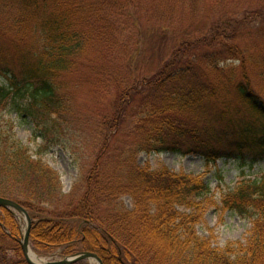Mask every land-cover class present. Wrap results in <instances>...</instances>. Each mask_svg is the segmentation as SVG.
Returning a JSON list of instances; mask_svg holds the SVG:
<instances>
[{
	"label": "trees",
	"instance_id": "obj_1",
	"mask_svg": "<svg viewBox=\"0 0 264 264\" xmlns=\"http://www.w3.org/2000/svg\"><path fill=\"white\" fill-rule=\"evenodd\" d=\"M125 1L130 2L0 0V74L6 81L0 84V196L27 209L32 218L31 247L40 255L65 247L66 255L94 252L103 264H264V175L239 181L222 197L218 206L222 214L232 211L250 217L253 226L246 244L220 249L197 230L207 209L216 205L204 174L143 167L137 159L144 151H174L200 155L207 165L222 158L243 165L264 160V122L255 126L234 119L231 108L235 101L237 114L264 120V97L246 67L236 80L237 68L224 62L222 66L232 70L224 76L222 53L190 54L191 45L180 44L166 68L144 85L136 79L129 85L123 76L110 74L105 82L118 90L117 110L113 119L103 118L98 160L71 194L64 193L61 174L15 137L6 110L33 124L35 139H42L38 154L64 144L69 136L75 142L92 139L79 128L80 120L71 117L77 113L75 97L72 82L67 84L65 77L82 79L85 65H95L89 51L95 32L112 31L117 16L125 19L121 14L128 7ZM90 17L101 22L98 30L85 24ZM200 39L209 46L210 40ZM221 48L229 59L241 56L236 47ZM182 54L194 60L183 62ZM251 57L246 55L247 60ZM198 60L206 61V68L197 66ZM231 94L232 102L222 96ZM128 111L135 122L123 135L131 143L115 147L109 157L111 139L120 141L118 131L128 121ZM83 186L84 193L77 197ZM124 197L131 198L132 207ZM21 225L12 211L0 207V264H29L20 245Z\"/></svg>",
	"mask_w": 264,
	"mask_h": 264
},
{
	"label": "rangeland",
	"instance_id": "obj_2",
	"mask_svg": "<svg viewBox=\"0 0 264 264\" xmlns=\"http://www.w3.org/2000/svg\"><path fill=\"white\" fill-rule=\"evenodd\" d=\"M125 4L128 7L121 12L124 20L117 16L114 18L115 26L112 31L95 32L94 41L90 45L92 48L89 50L91 64L95 63V65L93 67L85 65L88 69L83 73L82 79H73L71 74L65 77L67 84L71 80V91L75 97L74 106L77 113L71 117H74L75 121L80 120L79 128L88 131L92 139L83 141L77 138L75 142L69 136L64 144L52 145L45 152L38 154L42 139H35L33 124L15 113L4 111L5 116L14 125L15 137L29 146L34 156L41 155L46 163L61 174L65 194H71L75 184H79L90 174L103 145L102 138L99 137L100 127H104L103 118L113 119L117 110L114 97L118 90L112 82H105L110 74L123 76L124 83L128 82L129 85L134 79L144 85V80L154 77L157 73H161L164 67L166 68V63L172 58L174 49L179 48L180 44L187 43L191 45L190 54L222 53V60L219 62L226 77L232 73V70L223 67L224 62L237 68L236 80L242 77L241 67H246L244 70L250 76L253 86L264 97V0H130L127 3L125 1ZM217 21L221 23L216 25ZM100 23L98 18L90 17L85 24L96 31ZM216 32L218 37L212 41ZM205 37L211 41H208L209 46L201 42L200 38ZM198 39L200 40L196 42ZM3 43L10 45L9 37L5 36ZM221 46L236 47L237 52L238 49L241 51L240 58L229 59L230 56L224 54L226 52ZM246 55H251V59L247 60ZM181 56L183 62L194 60L189 54ZM204 62L198 60L196 65L206 68ZM219 78L221 80V77ZM4 82H6L5 77L0 74V84ZM139 96L140 94L136 95L134 99ZM222 96L230 102L234 101L232 94ZM231 108L234 119L241 118L255 126H258L260 121L264 122L242 112L237 114L238 104L235 101L231 104ZM135 109L132 107L131 111L134 112ZM128 113L130 115L128 121L118 131L120 141H117L116 137L111 139L112 148L108 153L109 157L115 147L131 143V139L123 135L131 130L135 122L132 118L133 114L130 111ZM108 130L110 131V128ZM137 159L143 167L147 164L152 169L167 166L175 172L204 174L217 206L211 205L205 212L197 228L199 235L210 240L213 246L220 249H224L229 244L248 242L253 219L242 217L232 211L222 214L218 206L221 205L224 194L232 190L239 181L262 177L264 160L253 165H243L240 161L222 158L216 164L207 165L200 155H182L174 151H144L139 153ZM83 193L84 186L79 188L76 196L81 197ZM123 201L127 207H132L130 197H124ZM33 252L45 261L61 260L76 254L66 255L65 247L56 248L47 255ZM86 261L89 264H98L96 260Z\"/></svg>",
	"mask_w": 264,
	"mask_h": 264
},
{
	"label": "water",
	"instance_id": "obj_3",
	"mask_svg": "<svg viewBox=\"0 0 264 264\" xmlns=\"http://www.w3.org/2000/svg\"><path fill=\"white\" fill-rule=\"evenodd\" d=\"M0 207H4L12 211L14 215L21 221L22 238L20 240V245L24 257L29 264H74L82 260H96L98 264H103V261L99 255L89 251L79 252L73 256H66L61 260L43 261L41 263L34 262L29 257V253L33 252L30 245L32 218L29 212L17 201L3 196H0Z\"/></svg>",
	"mask_w": 264,
	"mask_h": 264
},
{
	"label": "bare ground",
	"instance_id": "obj_4",
	"mask_svg": "<svg viewBox=\"0 0 264 264\" xmlns=\"http://www.w3.org/2000/svg\"><path fill=\"white\" fill-rule=\"evenodd\" d=\"M29 257L31 260H33L34 262H37V263H41V262L45 261L44 259L38 257V255H36L34 252H30Z\"/></svg>",
	"mask_w": 264,
	"mask_h": 264
}]
</instances>
